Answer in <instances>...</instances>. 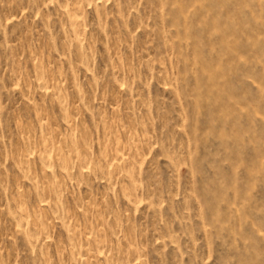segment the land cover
<instances>
[{
  "label": "rangeland",
  "instance_id": "obj_1",
  "mask_svg": "<svg viewBox=\"0 0 264 264\" xmlns=\"http://www.w3.org/2000/svg\"><path fill=\"white\" fill-rule=\"evenodd\" d=\"M0 264H264V0H0Z\"/></svg>",
  "mask_w": 264,
  "mask_h": 264
}]
</instances>
